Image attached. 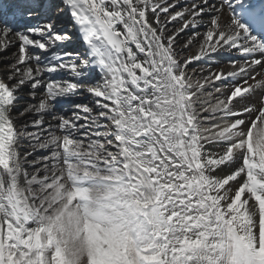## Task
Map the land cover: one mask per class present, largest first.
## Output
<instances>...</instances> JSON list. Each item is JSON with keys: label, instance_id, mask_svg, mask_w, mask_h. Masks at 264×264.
<instances>
[{"label": "snow or ice", "instance_id": "1", "mask_svg": "<svg viewBox=\"0 0 264 264\" xmlns=\"http://www.w3.org/2000/svg\"><path fill=\"white\" fill-rule=\"evenodd\" d=\"M0 264H264V0H0Z\"/></svg>", "mask_w": 264, "mask_h": 264}, {"label": "bare ground", "instance_id": "2", "mask_svg": "<svg viewBox=\"0 0 264 264\" xmlns=\"http://www.w3.org/2000/svg\"><path fill=\"white\" fill-rule=\"evenodd\" d=\"M221 60H223V59H226V58H220ZM220 61H218V63H219Z\"/></svg>", "mask_w": 264, "mask_h": 264}]
</instances>
